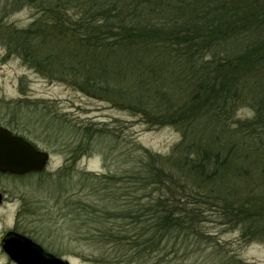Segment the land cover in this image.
<instances>
[{
  "label": "trees",
  "instance_id": "16d2710c",
  "mask_svg": "<svg viewBox=\"0 0 264 264\" xmlns=\"http://www.w3.org/2000/svg\"><path fill=\"white\" fill-rule=\"evenodd\" d=\"M26 1L37 15L26 28H5L9 50L14 42L37 72L181 135L167 155L134 143L119 177L86 176L101 202L99 213L90 203L77 213L87 232L134 260L152 250L158 258L165 240L204 239L203 205L243 242L264 243V0ZM245 106L253 115L238 117ZM90 126L80 149L97 137L115 147L114 133ZM115 179L131 195L121 208Z\"/></svg>",
  "mask_w": 264,
  "mask_h": 264
},
{
  "label": "rangeland",
  "instance_id": "374dc122",
  "mask_svg": "<svg viewBox=\"0 0 264 264\" xmlns=\"http://www.w3.org/2000/svg\"><path fill=\"white\" fill-rule=\"evenodd\" d=\"M14 1L0 0V124L47 151L49 160L43 171L21 180L0 176V190L4 189L8 198L21 197L23 205L18 216V200L0 206V234L15 227L45 251L70 264H226L231 255L245 264H264L263 242H243L236 227L221 225L217 213L203 205L199 210L203 213L200 225L204 239L188 247L180 240H165L161 245L167 244V249L160 251L158 258L152 250L142 262L127 253L122 255L124 252L116 248L114 251L113 244L101 242L94 233L87 232L88 221L85 224V218H77V213L86 212L81 210L83 203L95 205L99 213L101 202L91 193L86 176L119 177L134 161V143L167 155L181 135L171 126L150 128L119 104L90 97L29 67L20 55V47L13 42L14 49H8L4 30L26 28L37 11L26 0ZM236 115L251 117L253 112L245 106ZM60 122L65 124L63 129ZM89 125L102 137L114 133L118 140L115 147L107 148L106 142L98 143L102 141L97 137L88 148L80 149L77 143ZM123 151L131 154L130 163H123ZM113 181V192L120 194L117 207L121 208L131 195L124 192V182ZM109 223L114 230L121 229L118 221ZM0 264H14L1 249Z\"/></svg>",
  "mask_w": 264,
  "mask_h": 264
},
{
  "label": "water",
  "instance_id": "95a60500",
  "mask_svg": "<svg viewBox=\"0 0 264 264\" xmlns=\"http://www.w3.org/2000/svg\"><path fill=\"white\" fill-rule=\"evenodd\" d=\"M49 153L21 136L0 126V172L12 175L38 173L45 169ZM2 195L0 194V203ZM3 251L16 264H70L68 260L45 251L25 235L8 232L2 239Z\"/></svg>",
  "mask_w": 264,
  "mask_h": 264
},
{
  "label": "flooded vegetation",
  "instance_id": "af4514ba",
  "mask_svg": "<svg viewBox=\"0 0 264 264\" xmlns=\"http://www.w3.org/2000/svg\"><path fill=\"white\" fill-rule=\"evenodd\" d=\"M0 126L6 128V129H8V130H9L12 134H14V135H18V136H21V137L25 138L24 136H22L20 133L16 132L15 130H12V129L8 128V126H3V125H1V124H0ZM25 139H26V138H25ZM28 175H29V174H25V175H12V174H8V173H1V172H0V176H7V177H10V178H12V179H20V180L23 179V178H25V177L28 176ZM0 194L2 195V201H1V203H0V206H1L4 202H6V201L12 202V200H14V201H17V200H18L19 205L21 204L19 207H17V210H16V215L18 216V215L20 214V211H21L22 207H23L22 202H21V197L12 196V197L8 198L7 195H6V192L4 191V189H1V190H0ZM10 231L15 232V233H18V234H22V233H21L17 228H15V227L3 231V232L0 234V249L2 250V253L4 254V256H5L10 262L16 264V263H15L11 258H9V256L3 251L2 246H1V242H2L3 237L5 236L6 233H8V232H10Z\"/></svg>",
  "mask_w": 264,
  "mask_h": 264
}]
</instances>
